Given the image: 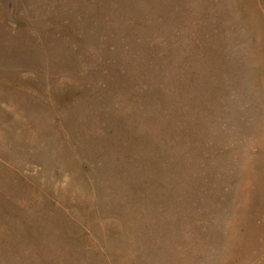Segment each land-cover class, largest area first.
<instances>
[{
	"label": "rangeland",
	"instance_id": "obj_1",
	"mask_svg": "<svg viewBox=\"0 0 264 264\" xmlns=\"http://www.w3.org/2000/svg\"><path fill=\"white\" fill-rule=\"evenodd\" d=\"M0 264H264V0H0Z\"/></svg>",
	"mask_w": 264,
	"mask_h": 264
}]
</instances>
